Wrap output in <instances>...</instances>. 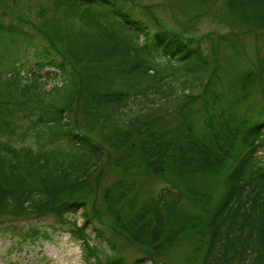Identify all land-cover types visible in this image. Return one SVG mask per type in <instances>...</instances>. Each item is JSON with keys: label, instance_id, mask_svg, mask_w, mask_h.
<instances>
[{"label": "trees", "instance_id": "16d2710c", "mask_svg": "<svg viewBox=\"0 0 264 264\" xmlns=\"http://www.w3.org/2000/svg\"><path fill=\"white\" fill-rule=\"evenodd\" d=\"M225 5L234 21L264 27V0ZM57 8L71 22L55 39L48 24L0 21V222L52 215L69 227L10 224L5 234L22 246L69 231L97 264H167L181 242L192 252L187 264H264V95L260 110L249 104L264 54L226 80L200 39L154 12L149 22L121 0H58ZM80 101L84 131L69 119ZM108 151L133 155L115 160L121 176L138 170L168 185L139 201L137 185L117 180L100 199L112 225L100 218V226L88 184L111 165ZM119 235L141 255L129 262Z\"/></svg>", "mask_w": 264, "mask_h": 264}, {"label": "rangeland", "instance_id": "374dc122", "mask_svg": "<svg viewBox=\"0 0 264 264\" xmlns=\"http://www.w3.org/2000/svg\"><path fill=\"white\" fill-rule=\"evenodd\" d=\"M57 1L0 0V21L21 24L24 28L32 30L43 25L47 28L46 24H48V36L51 39H55V33L65 32L62 26L68 25L70 21L61 18V12L57 8ZM121 1L136 9L149 22H151L149 20L151 17L150 13L154 12L169 27L179 30L187 36L200 39L208 57L212 60H214V57L217 61L221 60L220 73L223 74V79H231L233 73L237 71H244L251 67L255 68L259 55L264 54V27L247 26L234 21L228 13L225 0H209L206 2L201 0ZM57 21H59L61 26L55 28ZM78 22H75V28L81 25ZM18 55L20 60L23 61L28 60L31 53L22 49L18 52ZM253 95L249 104L255 105L254 109L260 110L263 103L262 96L264 95V76L262 83L257 86ZM83 105L84 103L80 101L75 113L69 119L75 129L84 131L89 122L83 112ZM31 136L28 143L34 144ZM4 139L11 141L13 144H20L17 135L8 134L4 136ZM108 152L110 154H108L106 162L111 165L101 167L100 171L99 169L94 171L92 179H89L88 187L90 192L93 189L96 191V197L93 194L88 196L87 199L88 211L95 216V220L101 218L109 225H112L113 217L111 212L100 199L103 198L104 192L108 188L118 182L117 180L124 179L127 182L134 183L135 186L137 185L135 189L138 190L139 201L151 197L160 189L166 187L168 183L166 179L157 176L149 177L138 170H134V173L128 171L121 176L122 168L119 166L115 167L113 164L117 162L120 165L121 160L131 158L133 155H126L125 158L119 155L118 161L116 160L117 154L113 153V151ZM259 154L264 157L262 148H259ZM135 161L136 158L133 157L132 163ZM208 181L210 184L217 182V180L216 182L213 181L212 178L208 179ZM99 208L101 210L95 212ZM77 219L79 223H82L81 211L77 214ZM96 222L98 225H102L99 220ZM10 224L25 228L35 225L47 230H53V226L69 227V225L62 224L57 217L52 215L26 216L10 218L6 222L5 220L1 221L0 264H97L96 261L88 262L85 260L86 255L83 253L81 243L74 241L69 231H57L51 240H34L27 244H22V246H17V238H12L5 234V226ZM88 231L92 232L93 237L96 236L91 226ZM108 231L111 232L110 230ZM117 239L122 244V252L129 262L141 255L139 246L131 244L124 236L119 235ZM179 244L175 252L163 257L167 264H187V256L192 253L191 249L186 247V243L181 242ZM104 247L100 245L102 256L108 253V248ZM93 258L92 260H94ZM148 264H152V262Z\"/></svg>", "mask_w": 264, "mask_h": 264}]
</instances>
